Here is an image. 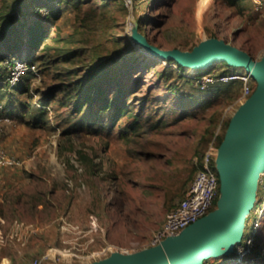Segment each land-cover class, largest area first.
I'll return each instance as SVG.
<instances>
[{
  "label": "rangeland",
  "instance_id": "obj_1",
  "mask_svg": "<svg viewBox=\"0 0 264 264\" xmlns=\"http://www.w3.org/2000/svg\"><path fill=\"white\" fill-rule=\"evenodd\" d=\"M198 4L0 0V42L7 32L28 39L37 21L45 31L37 48L26 42L14 51L22 59L5 61L11 74L26 57L35 70L20 75L32 115L6 114L0 91V150L18 160L0 165V264H94L151 248L202 154L229 143L244 87L257 83L225 61L198 77L150 50L191 52L222 40L264 56V0ZM208 84L221 90L198 91ZM200 264H264V165L240 241Z\"/></svg>",
  "mask_w": 264,
  "mask_h": 264
},
{
  "label": "water",
  "instance_id": "obj_2",
  "mask_svg": "<svg viewBox=\"0 0 264 264\" xmlns=\"http://www.w3.org/2000/svg\"><path fill=\"white\" fill-rule=\"evenodd\" d=\"M159 52L162 58L201 68L225 61L242 67L257 86L233 119L229 143L218 150L220 195L216 208L162 247L134 255L116 254L94 264H200L207 258L229 254L241 239L245 216L253 204L255 179L264 165V56L255 60L222 40L191 52Z\"/></svg>",
  "mask_w": 264,
  "mask_h": 264
},
{
  "label": "built area",
  "instance_id": "obj_3",
  "mask_svg": "<svg viewBox=\"0 0 264 264\" xmlns=\"http://www.w3.org/2000/svg\"><path fill=\"white\" fill-rule=\"evenodd\" d=\"M9 79L11 84H15L20 75L27 71H34L33 65H29L25 60H18L13 66ZM244 80H252L249 74H244ZM248 86L244 87L243 98L252 94ZM218 152L214 147L208 148L201 158V166L196 170L191 183L189 184L182 201L177 204L168 214L162 228L154 235L151 247H162L167 241L179 236L185 229L201 220L212 212L217 204L220 195V179L217 170ZM18 160L8 156L0 150V165H15ZM15 228L20 229L19 224ZM6 233V231L4 230ZM3 230H0V241L4 240Z\"/></svg>",
  "mask_w": 264,
  "mask_h": 264
},
{
  "label": "trees",
  "instance_id": "obj_4",
  "mask_svg": "<svg viewBox=\"0 0 264 264\" xmlns=\"http://www.w3.org/2000/svg\"><path fill=\"white\" fill-rule=\"evenodd\" d=\"M28 31H29L28 39L26 40H23L21 38L15 39L13 38L11 32H7L5 33L6 36H4V40L0 42V91L5 90L8 93V96L6 94H0V97L7 96L6 98L7 104L5 106L6 110L5 109L4 110L7 111L6 114L10 116H12L13 112L18 110L19 108H21L24 112H26V115H32L33 113L32 108H30V104H29L30 102H27L29 101V99H31V96H33L30 92V86L23 84L21 81L24 75L20 76V78L15 84H11L9 81L11 77V72L5 65L6 60L7 61L9 60L12 62V60L16 59L17 57L18 59H22L19 56H15L14 51L15 49H20L23 45H25L26 42L30 44L31 48H37L40 45V43L43 40L44 33H45V31L42 29L40 21H37L36 24H33L32 26H30L28 28ZM24 60H26L29 63V65L34 66V63L31 62L27 57L24 58ZM214 66L215 64L210 67H214ZM26 75L33 76V73H31L30 71H27L25 73V77ZM197 75L198 77L202 76V74H198V73ZM185 81L191 83L193 81V78H185ZM199 89L198 91L200 92L202 91L206 93V95H212L221 90V85L220 84H216V85L208 84V87L206 89L205 88L202 90L201 88ZM26 95L28 96V98H26V101H19V103L15 105L13 104L14 101L18 102L15 97H23V96L25 97ZM197 95L202 96V94L200 93H198ZM99 100H103V99H99ZM85 105L86 104H83L81 102L78 103V110H81ZM107 105L109 107V104H106V106H103V108L107 107ZM44 107L46 106L45 105L40 106L41 108L40 110L43 112V115L47 113L46 108ZM200 166H201V163H200Z\"/></svg>",
  "mask_w": 264,
  "mask_h": 264
},
{
  "label": "bare ground",
  "instance_id": "obj_5",
  "mask_svg": "<svg viewBox=\"0 0 264 264\" xmlns=\"http://www.w3.org/2000/svg\"><path fill=\"white\" fill-rule=\"evenodd\" d=\"M206 3H207V0H199V11H201V8H203L205 5H206ZM150 53L153 55V56H157V57H160V58H162V52H159V51H150ZM184 66H189L190 68H191V71L194 73V74H196V73H198V69L199 68H201V67H199V66H196V65H184ZM204 66H206V65H204ZM203 66V67H204ZM202 67V68H203ZM245 104V103H244Z\"/></svg>",
  "mask_w": 264,
  "mask_h": 264
},
{
  "label": "crops",
  "instance_id": "obj_6",
  "mask_svg": "<svg viewBox=\"0 0 264 264\" xmlns=\"http://www.w3.org/2000/svg\"><path fill=\"white\" fill-rule=\"evenodd\" d=\"M0 202H1V200H0ZM0 214H2V212L0 211Z\"/></svg>",
  "mask_w": 264,
  "mask_h": 264
}]
</instances>
